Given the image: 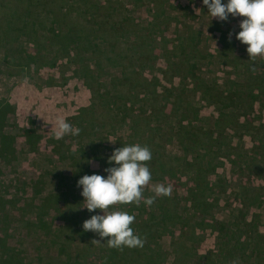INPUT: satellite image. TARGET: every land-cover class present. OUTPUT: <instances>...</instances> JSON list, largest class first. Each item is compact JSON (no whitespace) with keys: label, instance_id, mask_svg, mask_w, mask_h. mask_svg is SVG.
<instances>
[{"label":"rangeland","instance_id":"rangeland-1","mask_svg":"<svg viewBox=\"0 0 264 264\" xmlns=\"http://www.w3.org/2000/svg\"><path fill=\"white\" fill-rule=\"evenodd\" d=\"M99 1L103 7L99 6L100 9L96 12L97 25L104 18L109 19L108 11L104 8L109 7L111 22L122 16L130 17L138 25L130 27L132 30L152 35L154 50L158 55L154 53L156 58L148 59L141 66V70L148 78H159L161 86L158 89L162 91V87L167 88L165 95L170 105L174 103L175 96H179L182 106L184 103H191L197 109V118L193 111L184 114L190 121V130H198L204 135L214 128L217 107L221 106L217 104L220 101L218 95L227 86V81H243L242 73L247 69L253 75L255 72H264V58L251 60L246 50L247 45L236 39L243 18L233 19L229 16L227 22H219L215 18L211 20L203 0ZM222 2L227 3V0ZM229 33H232L231 38ZM110 41L113 42L112 38ZM181 44L184 45V50L193 51V57L185 54L186 64L175 71L182 74L184 70H191L194 77L204 80L203 83L197 81L202 90L193 89L190 79L183 80L172 75L173 70H169L168 58L172 59L173 64L177 59L172 57L171 53L165 54L163 46L172 50L174 55L180 56ZM53 47L56 48L51 40L44 41V52L48 49L50 52L47 53H51ZM26 50L30 54L35 51L29 45ZM52 58L53 54L47 55L45 60H41L43 64L39 67L31 64L29 67H14L7 58V51L0 48V260H6L4 264H65L68 254L71 264L76 261L84 264L85 251L79 258L75 257L74 249L78 247L88 249V263L94 261L89 257L96 251L90 244L93 240H102L90 232L83 238L85 243H82L76 231L79 227L83 228L84 221L92 215L103 213L99 210L90 213L81 208L84 206V198L81 195L82 187H77L78 181L84 175L92 174L106 178V164L99 157L105 162L108 161L109 149L115 148L120 140L125 144L132 137L128 129L131 118L147 117L150 111L140 102L141 98H136L130 113L131 118L124 114L126 110H121L120 101L114 102L110 107L103 106L105 97L102 98L101 93L111 92L110 79L117 75V69L103 65L99 73V84L92 86V83L85 81L83 77L79 79L73 75L75 66L68 65L66 60L52 62ZM135 66L134 62L131 69ZM172 68L174 69V66ZM87 85L92 86V90L99 91L97 95L91 92ZM203 91H208V98H204ZM87 106L92 108L91 113H87L88 122L82 126L83 130L79 131L78 135H67L57 140L56 120L64 118L74 128L79 129L83 124L77 118L79 111L87 109ZM194 117L196 119H192ZM177 123L178 119L170 116L154 126L160 125L165 132L167 127L177 129ZM159 137L160 135L148 147L158 149L162 141V137ZM135 139L137 140V137ZM161 146L170 158L183 155L177 138L176 141L172 140L170 144ZM95 153L98 156H95ZM190 155V158L195 156L193 153ZM169 160L167 158L163 162L166 170L170 168ZM86 167L95 170L88 172ZM75 168L80 169V175L76 177L72 175ZM233 168L227 164L218 169L219 181L224 182L229 178ZM169 173L170 171H166L168 181L151 180L144 192L152 194V189L158 184L167 186L170 182ZM210 177L217 179L216 176ZM192 185L189 173L176 190L172 188L171 196H178L177 199L181 197L179 210L186 206L187 201L182 200V197L189 196L187 190L191 189ZM234 193L235 191L230 190L226 193L218 192L216 195L219 205L208 210L216 220L224 223L225 227L240 232V236L243 233L242 243L235 247L227 262L244 264L238 257L240 252L245 255L249 264H264V218L261 216L257 221L254 218V215L262 214V209L251 207L245 211ZM240 210L244 214L240 215ZM80 211H86L85 219ZM72 215H76L75 225L69 220ZM252 220L255 226H244V222ZM254 227L262 235L260 241L263 247L252 253L256 243ZM217 237V233L212 231L203 232L199 240L194 241L192 245L190 243L191 252L185 264H224L218 261ZM157 242L167 251V264H172V238L163 235L157 238ZM63 245H69L70 248L66 247L64 250Z\"/></svg>","mask_w":264,"mask_h":264},{"label":"trees","instance_id":"trees-1","mask_svg":"<svg viewBox=\"0 0 264 264\" xmlns=\"http://www.w3.org/2000/svg\"><path fill=\"white\" fill-rule=\"evenodd\" d=\"M102 5L99 0H0V48L7 51V58L14 67H29L30 64L39 67L43 64L41 60L53 54L52 62L66 60L68 65L75 66L73 75L79 79L83 77L85 81L92 83V86L99 84V73L103 65L117 69V75L110 79L111 88L105 85L111 92L101 93V97L107 100H103V106L110 107L114 102L120 101L121 110H126L124 114L131 118L130 113L136 98H141L140 102H143L150 111L147 117L131 118L128 129L132 137L128 142L125 141V144L120 140L115 148H110L109 156L122 146L140 144L148 147L156 141L158 135L162 137L161 144L164 145L170 144L172 140L176 141L177 138L183 149L182 157L170 158V155L163 151L161 144L158 149L150 148L152 159L148 162V167L152 180L168 181L166 171H170L171 175H167L168 179L170 178L167 186L176 190L190 173L193 185L187 190L190 198L182 197V200L187 202L181 210L178 209L181 200V197L177 199L178 196L157 198L152 206H146L143 202L138 207L118 206L120 210L135 216V222L131 227L141 238L146 239L143 248H125L119 251L109 248L106 244L91 243L90 246L96 251L89 257L90 260H94L93 263L91 261L88 263L86 248L85 250L75 248V257L79 258L85 251L84 264H167V251L159 246L157 238L168 235L172 238L174 255L172 264H185L191 252L190 243L192 245L194 241L199 240L203 232L209 230L218 235L216 242L218 261L226 264L235 247L242 243L244 236L243 233L241 237L240 232L225 227L224 223L210 214L208 210L219 205L216 194L235 191L236 200L245 211L257 207L262 209V214L254 215L255 220L257 221V218L259 220L261 216L264 218V187H259L264 186V133H261L264 132V72H255L253 75L247 69L242 73L243 81H227V86L224 85V90L218 95L220 101L217 104L221 106L217 107L214 128H210L211 130L204 135L198 130H190L188 126L190 121L184 114L193 111L197 118V109L191 103H184L182 106L179 96H175L174 103L170 105L165 95L167 88L162 87V91L158 89L161 86L159 78L156 76L148 78L142 71L141 66L148 59L156 58L152 35L132 30L130 27L138 25L130 17L122 16L111 22L109 7H104L108 11L109 19L104 18L97 25L96 12ZM111 38L113 42L110 41ZM46 39L51 40L56 47H53L51 53H47L50 52L48 49L44 52ZM28 45L34 48L33 54L27 52ZM163 47L165 54L171 53L172 57L177 59L174 64L171 58L167 61L169 70L174 72L172 75L183 80L190 79L193 89L202 90L197 81L203 83L204 80L194 77L191 70H184L182 74L175 71L186 64L185 54L193 57V51L184 50V45L181 44L182 54L178 56L165 45ZM134 62L136 66L131 69ZM163 73L167 74L166 71ZM92 86L87 85L91 92L97 95L99 91L92 90ZM202 95L208 98V91H203ZM90 106L79 111L77 118L83 122L79 131H82V126L88 122L86 118L91 113ZM170 116L178 119L177 129L167 127V131L163 132L160 125L154 126ZM195 117L192 119H196ZM191 153L195 154L192 158L189 157ZM95 156H98L97 153ZM167 158L170 159L168 170L163 163ZM99 159L106 164L103 163L106 168L115 166L100 157ZM227 164L234 167L233 171L229 178L220 182L217 170ZM87 170L93 172L95 169ZM72 175L75 177L80 175V169L75 168ZM210 176H216L217 179L213 180ZM144 195L147 198L153 193L144 192ZM80 214L85 219L86 211H80ZM242 214L244 213L240 210V215ZM75 216L69 218L72 225L76 224ZM253 220L244 222V226H255ZM76 232L80 235L81 242L85 243L83 238L90 231L85 232L79 227ZM254 232L256 243L252 253L263 247L260 241L262 235L256 227L253 228ZM106 242L107 238H104L101 243ZM66 247L70 248L69 245H63L62 249L65 250ZM238 257L244 264H249L244 254L239 252ZM67 258L65 264H71L69 254ZM73 264L80 262L76 261Z\"/></svg>","mask_w":264,"mask_h":264},{"label":"clouds","instance_id":"clouds-1","mask_svg":"<svg viewBox=\"0 0 264 264\" xmlns=\"http://www.w3.org/2000/svg\"><path fill=\"white\" fill-rule=\"evenodd\" d=\"M211 20L227 22L229 16L233 19L242 17L239 24L240 31L236 39L247 45V53L251 60L257 57L264 58V0H203ZM232 33H229L231 38ZM254 70V69H253ZM79 129L73 127L64 118L56 120L55 138L62 139L67 135H78ZM152 159L149 147L140 144L122 146L113 151L108 157V163L115 165L104 169L102 175H84L79 179L77 187H82L81 195L84 198L83 207L90 213L96 210L102 215H92L83 223L85 232H92L101 240L107 238L106 243L93 240L92 244H106L111 249L123 251L125 248H143L146 239L141 238L131 227L135 216L122 211L118 206H152L157 198L169 197L172 194L171 186L158 184L153 189V195L145 197L146 186L152 180L148 162ZM233 264H237L233 261Z\"/></svg>","mask_w":264,"mask_h":264},{"label":"crops","instance_id":"crops-1","mask_svg":"<svg viewBox=\"0 0 264 264\" xmlns=\"http://www.w3.org/2000/svg\"><path fill=\"white\" fill-rule=\"evenodd\" d=\"M4 247H6V246H4ZM3 262V264L6 262V260H0V264Z\"/></svg>","mask_w":264,"mask_h":264}]
</instances>
